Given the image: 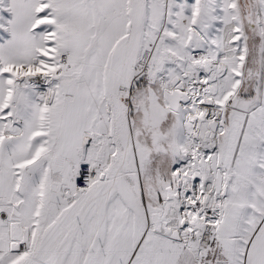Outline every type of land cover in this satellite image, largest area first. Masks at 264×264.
<instances>
[{"label":"snow or ice","instance_id":"snow-or-ice-1","mask_svg":"<svg viewBox=\"0 0 264 264\" xmlns=\"http://www.w3.org/2000/svg\"><path fill=\"white\" fill-rule=\"evenodd\" d=\"M0 264H264V0H0Z\"/></svg>","mask_w":264,"mask_h":264}]
</instances>
